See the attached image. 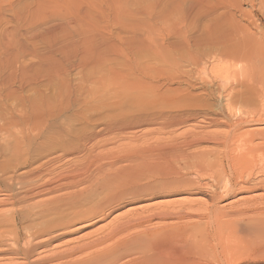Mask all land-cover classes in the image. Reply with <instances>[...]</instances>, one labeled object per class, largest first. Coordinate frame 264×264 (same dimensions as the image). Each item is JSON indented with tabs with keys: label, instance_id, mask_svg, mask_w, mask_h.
Listing matches in <instances>:
<instances>
[{
	"label": "bare ground",
	"instance_id": "bare-ground-1",
	"mask_svg": "<svg viewBox=\"0 0 264 264\" xmlns=\"http://www.w3.org/2000/svg\"><path fill=\"white\" fill-rule=\"evenodd\" d=\"M248 3L264 11V0H29L20 7L15 0H0V158L7 156L12 166L8 172L0 169V207L12 208L0 211L5 264H17L16 258L23 264H206L201 261L207 237L196 234L195 226L147 227L154 220L192 217L211 220L208 238L220 242L222 263L238 262L241 250L264 260V35L256 38L237 21L238 15L246 16ZM173 83L185 88H163ZM190 91L199 93L192 99L204 95L217 101L213 117L191 111L148 115L139 108L136 116L120 115L121 120L66 145L68 125L100 98L110 99V105L122 100L166 105L170 95L178 99ZM194 101L188 103L199 104ZM198 118L228 126L224 138L211 141L225 150L221 157L215 151L190 153L207 141L197 131L181 142L154 141L120 154L97 152L103 134L131 136L159 124L156 120L173 127ZM53 143L58 147L42 154ZM212 168L224 177L215 186L202 179L210 178ZM207 188L214 205L261 194L236 200L249 207L229 214L210 206L209 215L193 216L167 206L118 222L79 246L50 249L125 204ZM246 213L255 215L246 221L253 238L249 244L237 238L228 218L222 219ZM143 226L139 235L122 237ZM188 229L195 231L192 246L185 248L181 236ZM37 253L44 254L35 259ZM80 254L85 255L75 259Z\"/></svg>",
	"mask_w": 264,
	"mask_h": 264
},
{
	"label": "rangeland",
	"instance_id": "rangeland-1",
	"mask_svg": "<svg viewBox=\"0 0 264 264\" xmlns=\"http://www.w3.org/2000/svg\"><path fill=\"white\" fill-rule=\"evenodd\" d=\"M27 2H29V0H15V6L20 7L23 4H26ZM252 5L253 6H251L250 3H248L247 6L244 7L245 12H246V16H243V17L240 16L239 17V15H238L236 19H237V21L239 22V24L241 25L242 28L244 27V29H246L248 32L253 34L256 38H260V37H262L264 35V11L260 10L257 7L256 4H252ZM161 84H164V81H161ZM164 87H165V90L167 88H170V87H171L170 89H172V87H173V89L177 88L179 90H183V88H185L184 85L178 84V83L177 84L173 83L171 85L169 84V86L168 85H164L163 88ZM162 91H164V90L162 89ZM192 94H197L198 95L199 93L198 92H196V93L195 92H191L190 96H181V98H178L179 99V105H178V99L177 98L171 99L173 96L172 95H170V96L167 95L169 97L167 98L168 99V103H166V105H164L165 103H158V105H157L156 103L152 104L150 101H146L147 105L144 103L142 105L143 107L140 106V105H138L139 106L138 107L137 105H135V103H132L131 101H129V103H128L126 100H122L121 101L122 103L119 101V105H118V102L115 103V104L111 103V105H110V99H107V97H105L106 99L104 97L100 98V99H98L99 101L96 100L95 102L91 103L90 105H87L86 107H84L82 109V111H81V114H80L79 118H77L73 123L68 125V130L71 132V138H69V141H68V143H66V145H67V147L73 146L72 144H75L80 137L84 136L88 132H92L93 129L96 130L97 128H99V126H102L105 123L106 124H110L112 122L113 123L117 122V121L121 120L122 118H124L126 116L129 117L130 116L129 114H131L132 112H134V113L131 114V116H133V115L136 116L137 115L136 114L137 111L140 110L139 108H141V111H142V109L145 110V111H142V112H144L146 114L148 113V115H151V113H152V115H155V114L157 115L159 113L162 114V115H166V114L170 115L172 113H176V114H173V115H178L179 116L180 114H183L185 112L187 113V112L191 111L190 113H196L197 112L198 113V114L196 113L198 115L197 117H207L206 115H208V116L210 115L209 117H213L214 116L213 115L214 111L216 110V108L218 106L217 101L208 100V98H206L204 95H201L199 98L192 99V96H193ZM184 97H185V100L186 99L188 100L189 97H190V100H188V101L186 100L185 101V100H183ZM181 99H182L183 103L185 101V103H184L185 105L183 103L181 104ZM176 100H177V102H176ZM191 100L192 101L195 100L194 104L198 103V102H199V104L192 105L193 102ZM203 101L205 102L206 105L204 104ZM186 102H187L188 105L186 104ZM188 102H190V103L192 102V104H190ZM200 102H202L201 106L205 105V106H203L204 108L200 106ZM180 104L183 105V106L180 107V108H177V107L181 106ZM190 105L193 106L192 107L193 109L192 108L190 109V107H191ZM167 106H170V109ZM185 106L186 107L190 106V107H188L189 108L188 109V108H185ZM173 107L174 108L176 107L179 111L176 108L174 110ZM181 108H183V110H181ZM213 108H214V111H213ZM170 111H171V113H170ZM120 115H123V117L121 116L120 117L121 119H118ZM157 122H159V124ZM161 122H162L161 120H156L157 125L154 126L153 124H151V125L146 126V127L144 126V127L140 128L138 130L139 132L136 131L135 134H133L131 136L130 135H126V134H120V135L119 134H109V135L108 134H103L102 136L99 137V140H98V142L100 143V146H102V147L99 148L97 150V152H103V153L112 152V154H120L127 147L132 148L134 146L133 148L135 149V147H142V146H144L146 144L155 143V142H158V141L165 143L166 140H168L169 142H170V140L171 141L178 140V141L181 142V141H184V137L188 136V133L196 132V131L199 132V133H202V135H200L202 140L205 139V137H206L207 141H206L205 144H204V142H202V143H200V145L198 147L191 149L190 153L193 152V153L201 155V156H206L207 154L213 153L215 151L214 154L219 156V157H221V155L225 152V150L222 148V146H219V145H216V144H212V142H213L212 140L213 139L224 138L226 136V134L229 132L228 131L229 128L226 125L207 124L205 122V120H203V118H198V119H196L195 121H192V122H190V121L184 122V123H182V124H180L178 126H173V127L167 125V123H165V122H162V125H161ZM160 125H161V127H160ZM165 125L167 127H165ZM210 125H212V126H210ZM163 127H165V128H163ZM262 128H264V125L262 126ZM243 130H246V129H243ZM209 134H211V135H209ZM205 140H203V141H205ZM2 142H7V141H2ZM209 142H211V143H209ZM102 143H103V145H102ZM108 143H110V144H108ZM57 147H58V144H54L53 143L50 147H47V148L44 147L41 150V152H42V154H44L47 150L55 149ZM252 148H253L254 153L252 154L253 157H252V155L248 156V158L250 157V159L255 158V141L252 144ZM8 160L9 159L7 158V156H3V157L0 158V164H1L0 165V169L1 168H2V170L5 169V170H3L4 172H8L9 168H7V167L9 165H10L9 166L10 168L12 167L11 164H10L11 162L8 161ZM252 160H254V159H252ZM7 161H8V164H7ZM2 165H3V167H2ZM6 168H7V170H6ZM218 169L219 168H212L213 171L209 170L208 174L210 175L211 179L209 178V176H207V177L204 176L202 178V179H204L203 181L204 182H208L209 184H211V182H212L214 184L213 186L220 184L222 182V180L224 179V177L222 178V173H221L220 169L219 170ZM2 170H0V171H2ZM211 175H212V177H211ZM255 193L256 192L251 193V194H241V195H237V196L230 197V198L228 197L224 201H221V202H219V203L214 205V203H212L213 202V194H212V192L210 191L209 188L202 189V190L194 189V190L187 191L185 193L184 192L179 193L177 195H171V196H166V197L157 196V197H155V198H153L151 200H143L141 202H136V203H133V204H125V205L121 206L120 208H118L117 210H115L114 212L110 213L103 221L96 222L93 225H91L90 227L81 229L77 233L65 237L63 240H60L59 242L54 243L50 249H52L53 246H54V247H61L62 250H64L66 248L65 247L66 244L69 245V247L79 246L80 245L79 242H81V244H82V242L84 240H90L93 237L98 236L100 233L105 232V230H107L108 228L110 229L113 226L117 225L118 222L119 223H123V222L126 221V219H132V218L137 217L139 215H141V216L149 215L152 212L154 213L153 210H155V212H156L158 209L162 210V209H165L167 206H168V208H170L169 210H172L174 208H176L175 209L176 211H179V210L184 211L185 210V211H188L189 214H193V216H196L197 214L198 215H203V216L207 215V214L209 215V213L211 212V207H213V206H215V207L217 206L216 209L218 208V210H219V207H220V209L223 210L222 213L223 212L226 213V212L229 211L226 214H229L230 211H232V210L234 211L236 209L244 210V209H246V207H249V206L246 205V204H243V202L238 203L236 200L239 199V201H240L241 198H247L248 196L250 197V196H254V195L258 196V194L259 195L261 194V192H257L256 194ZM245 196H247V197H245ZM7 209L11 210L12 208L10 206L0 207V211L1 212L7 211ZM10 210H8V211H10ZM246 214L248 215V213H246ZM247 215H245V216L243 215V217L241 215L240 217H237V218L227 217V216H226V218L225 217L222 218L223 221H226L227 218H228V220L232 222V225H233V228H234V232H235V234H239V235H236V236H237L238 239H241V241H243L242 242L243 244H249L253 240V238L251 236L252 234H250V230L247 227V223L249 221L253 220L255 215L254 214L251 215L249 213V215L251 217L249 215H248V217H246ZM192 218L185 219V220H183V219H178V220L177 219H175V220L174 219H169L167 221L166 220H161L162 222L159 221V220H156V221L154 220L147 227H149V228H157L158 227V229H159V228H162L163 226L165 227L168 224L169 225H176L177 223H181V224H177L176 226H184V227H186V226L190 227L191 226L190 227L191 229H192L193 226H195L196 230H197L196 234L198 233V235L201 236V237H205V236L207 237V238H205L207 241H205V242L203 241V242H204V244L206 246L207 245L208 246L206 247L203 244V248H205V249L206 248L207 249L210 248L209 250L206 249V251H205L206 252V256H205V258H203L204 260H202L201 262H203V261L205 262V259H206V262H207V263L205 262L206 264H208V263L209 264H224V263H222V260H221L222 258H221L220 252H222V251L220 249V242L217 239L213 240L211 237H210V239L208 238L209 237L208 234L212 230L211 229L212 228L211 220L210 219L207 220V221H209L207 223L205 220H198L195 217H194L195 219L194 218L192 219ZM249 218H252V219H249ZM243 219H244L245 223L242 221ZM188 220H189V223H187ZM196 220H198V221H196ZM246 221H247V223H246ZM185 223H187V224H185ZM244 225L246 226V229H245ZM160 226H162V227H160ZM145 227L146 226L134 228V229L130 230L129 232L125 233V235H123L124 233L120 234L119 235L120 238L118 236L117 239H121V235H123L122 237L127 236L128 238L131 235H133V236L136 235L137 236V234L139 235L140 233H142V229L144 230ZM193 231H195V230H192V232H191L190 229H188V231L183 235V237L181 236V239H182L181 244L185 248L192 246L190 244L193 241V235H192ZM236 231H237V233H236ZM248 232H249V235H248ZM199 233H201V234H199ZM188 234L192 235L191 236L192 240H190L191 237ZM244 234H245V236H244ZM238 236L239 237L241 236V237L239 238ZM246 237H248V239H246ZM249 237H251L252 239L249 238ZM185 238H187L188 240L185 239ZM184 241H186L185 242L186 245L184 244ZM188 242H189V244H188ZM210 242H211V244H210L211 247L209 246ZM216 244H218V245H216ZM217 246H219V247H217ZM209 251H211V252H209ZM207 252H209V253L207 254ZM239 252H242V253H241L240 256L239 255H237V257L235 256V258H236L235 260H237V261L239 260L236 263L233 262L235 264H264V260H261V259H257L256 260V259H254L255 260L254 261L253 257H249L248 258L245 255V253H244L245 251L243 252L241 250ZM42 254H44V253H37V255L34 258L36 259V258L40 257ZM84 255L85 254L77 255L75 259H79V258L81 259V258L84 257ZM213 256H215V257H213ZM212 257L215 258V259H213ZM6 258H7L6 256H0V264H2V263L5 264L7 261L4 260V259H6ZM255 258H258V257L255 256ZM242 259H245V263H244V260H242ZM22 261L23 260L21 258H16L14 260V262L17 263V264H23L24 261L23 262ZM210 261H212V262H210Z\"/></svg>",
	"mask_w": 264,
	"mask_h": 264
}]
</instances>
